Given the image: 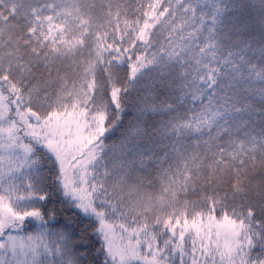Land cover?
<instances>
[{"label": "snow or ice", "instance_id": "6c2138e0", "mask_svg": "<svg viewBox=\"0 0 264 264\" xmlns=\"http://www.w3.org/2000/svg\"><path fill=\"white\" fill-rule=\"evenodd\" d=\"M0 264H264V0H0Z\"/></svg>", "mask_w": 264, "mask_h": 264}]
</instances>
